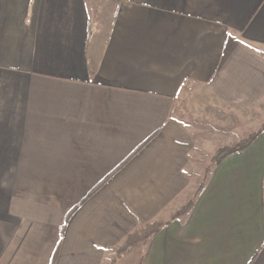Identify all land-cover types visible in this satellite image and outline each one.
Instances as JSON below:
<instances>
[{"label": "crops", "instance_id": "1", "mask_svg": "<svg viewBox=\"0 0 264 264\" xmlns=\"http://www.w3.org/2000/svg\"><path fill=\"white\" fill-rule=\"evenodd\" d=\"M263 112L264 0H0V264H110L201 189L143 264H264Z\"/></svg>", "mask_w": 264, "mask_h": 264}, {"label": "trees", "instance_id": "2", "mask_svg": "<svg viewBox=\"0 0 264 264\" xmlns=\"http://www.w3.org/2000/svg\"><path fill=\"white\" fill-rule=\"evenodd\" d=\"M262 130H259L258 132H255L254 134L248 136L247 138L241 140L237 144L229 147H224L218 150L215 155L212 158V165H218L223 160H225L227 157L236 154L238 152L246 150L248 147L251 146V144L256 140V138L260 135ZM151 141L148 140L145 144L149 143ZM144 146L138 149L140 151ZM211 168H209L208 171H210ZM205 185V183L203 184ZM202 189L199 190L196 194V196L190 200L187 204L182 206L176 215L172 218V220L168 222H162V221H153L150 223H147L145 225L137 226L131 233H129L124 242L119 246L117 249V253L119 255V258L130 253V252H137L140 250L142 246H146L156 235H158L163 229H165L171 222L183 219L185 216H187L193 206L196 203V198L201 193ZM139 264H143V257L141 258Z\"/></svg>", "mask_w": 264, "mask_h": 264}, {"label": "rangeland", "instance_id": "3", "mask_svg": "<svg viewBox=\"0 0 264 264\" xmlns=\"http://www.w3.org/2000/svg\"><path fill=\"white\" fill-rule=\"evenodd\" d=\"M179 105H177L176 108V114L180 115L181 112H179V109L181 107L180 105V101L178 103ZM186 121L191 122L192 125H200V127H202L203 125V130L204 132L208 135L211 136H215L219 141H222L225 136L226 138H229V141L232 139H234L236 137V135H232V134H228L227 132L232 131L233 129L231 127L226 128V125H220V126H215V124H211V122L209 120L203 121L201 122V120L204 119H200L199 117H196V115L194 114H189V116L187 118H185ZM257 121L258 123H261L262 121H264V112L263 113H259L257 116ZM261 125V124H260ZM249 130H247V134L246 135H252L254 134V128L253 127H248ZM257 130L259 129V124H257ZM250 133V134H248ZM219 135V136H217ZM207 164L211 163V160L209 162V160L206 162ZM200 181V180H199ZM142 258V252L139 250L136 253H130L129 255H124L114 261H112L110 264H139L140 260Z\"/></svg>", "mask_w": 264, "mask_h": 264}]
</instances>
